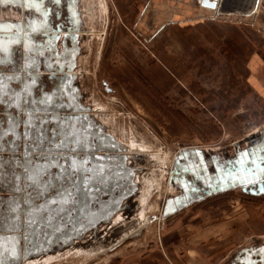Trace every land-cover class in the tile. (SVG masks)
I'll use <instances>...</instances> for the list:
<instances>
[{"label":"rangeland","instance_id":"1","mask_svg":"<svg viewBox=\"0 0 264 264\" xmlns=\"http://www.w3.org/2000/svg\"><path fill=\"white\" fill-rule=\"evenodd\" d=\"M118 1L83 2L81 79L84 102L98 110L135 159L141 187L131 208L134 220L125 224V236L107 234L105 244L118 241L102 250L77 244L23 264H186L192 248L216 264H229L239 246L264 242V196L236 189L166 216L177 199L187 197L171 169L179 161L214 177L215 162L225 164L259 147L264 100L249 86L246 64L253 52L264 53V26L246 14L214 20L190 0L179 8L195 9L196 19L156 34L169 13L157 18L151 11L141 25L138 4ZM241 1L250 15L253 0ZM232 4L240 6L237 0ZM185 153L189 157L181 158ZM120 222L123 212L114 218Z\"/></svg>","mask_w":264,"mask_h":264},{"label":"water","instance_id":"2","mask_svg":"<svg viewBox=\"0 0 264 264\" xmlns=\"http://www.w3.org/2000/svg\"><path fill=\"white\" fill-rule=\"evenodd\" d=\"M7 2L8 0H0L3 5ZM69 2V0H55V4L59 7L68 6ZM200 4L212 10L216 9L219 14L225 12L222 8L223 0H200ZM18 36L0 38V52L6 54V63L14 53L12 46L17 42L13 41H18ZM26 45L25 63L17 67L18 63L15 62L13 75L1 74L4 73V69L0 66V113L2 114L0 126L4 139H8L11 134L17 139L21 136L17 127L22 120V106L28 102L25 94L29 91L33 92L36 86H40L43 78L38 60L28 55L29 46ZM1 59L0 56V62L4 61V58L2 61ZM28 60L35 61L37 65L29 67ZM23 71L26 74H23ZM59 79L61 83L68 84L75 81L76 76L62 73ZM83 111L87 109L84 108ZM62 122L67 125H65V133L62 134L61 131L63 135L61 148L58 145L57 149L53 150L54 153H61L45 158L39 157L36 165L50 174L45 180L48 188L60 183L59 194L51 196L52 194L41 188H39L40 193L29 191L38 186L26 179L27 173L24 171L25 168H33L29 164L31 155H26L23 161L9 158L1 162L3 169L0 197V264H23L28 260L56 253L77 244L86 249L92 246L96 252L106 246L107 234L125 236L124 231L127 229L125 224L134 220L131 208L137 202L136 197L141 187L135 159L122 153L115 156L96 155L100 150L109 152L117 149L120 152L118 147L121 143L113 134L105 130L103 124L88 119L86 114H79L76 117L66 116ZM6 132L9 134H5ZM261 136V143L256 149L245 150L239 158L222 165L215 162L214 177L209 176L206 168L202 170L199 166H187L176 161L171 169V177L183 183L187 197L177 199L176 203L167 209L166 216L176 214L192 203L231 190L241 189L244 193L254 195L264 193V170H262L264 169V131ZM191 156L195 159L194 153ZM184 157H189V153L181 155V158ZM73 158L78 164L81 158H86L87 164L102 162V170L105 173L102 183H98L100 179L95 181L91 177H86L93 189L91 190L88 185L82 190L83 182L80 178L83 179L90 169L87 164L81 165L80 175L76 178L75 174L69 171ZM43 159L45 162L42 161ZM9 165L21 170L12 175ZM53 168H56L55 173L51 172ZM61 168H64L65 172L62 173ZM97 183L98 187H96ZM55 188L60 189L59 186ZM120 212H123L125 222L115 224L114 218ZM116 241L118 240L107 246Z\"/></svg>","mask_w":264,"mask_h":264},{"label":"crops","instance_id":"3","mask_svg":"<svg viewBox=\"0 0 264 264\" xmlns=\"http://www.w3.org/2000/svg\"><path fill=\"white\" fill-rule=\"evenodd\" d=\"M66 1V0H64ZM69 4L62 6L63 15H68V9L73 6L74 10L77 13V22L74 24V32H78L79 34H83L86 29L87 24V9H85V4L83 3L84 0H69ZM129 3H132V6L137 5V9L139 8L141 12L138 14L137 24L141 23V25H145L146 22L144 18H147L150 12H155L156 14L154 17L161 18L167 17L168 13L170 15V20L165 25L161 26L157 31L156 34L160 33L167 25L170 26L171 32L172 29H176L178 25L182 26V24H188V22L193 21L195 14V9H185L182 11V8H179V2L184 1L188 3L190 0H129ZM197 2L195 7L203 9L204 11H211L213 15V19H221L223 16H231V15H240V16H254L255 22L258 20L264 26V11H259V8L263 6L264 8V0H253V5L251 6L250 15L245 13L243 8H241V4L243 2L241 0H237L240 3V6L233 7L231 4L234 0H223V14H219L216 9L212 10L207 7H204L200 4V0H193ZM16 2V3H15ZM118 2H126L123 0H119ZM227 2V5H226ZM233 5V4H232ZM244 6V5H243ZM242 6V7H243ZM56 5L54 0H32V5L29 7V0H8L7 3L3 5L0 3V38L6 39V36L10 35H19L18 41L16 45H13L12 48L14 49L13 55H11L10 61L6 63V54L4 52H0V56L4 61L0 62V66L4 69L5 76L13 75L15 72L13 68H15L16 63L18 60L15 59V50L19 48L22 50L27 49L28 46H32L36 48L40 44L45 41V35L47 29H52L54 32L57 31V28L61 25L59 19L56 17L55 14ZM43 11L45 15H43ZM180 12V13H179ZM90 14V13H89ZM246 14V15H243ZM46 17V18H44ZM181 17V18H180ZM185 18V19H182ZM72 27V25H71ZM46 28V30H45ZM145 28V27H144ZM54 34V33H53ZM57 35V34H56ZM61 41L57 42V45L60 44ZM15 65H14V63ZM25 61L23 62V64ZM247 69H248V84L253 90L255 94L259 96V98L264 100V53L256 51L253 52L249 60L247 61ZM21 66V65H20ZM19 67V65H17ZM34 72V71H32ZM23 74L24 73L23 71ZM43 75L44 72L41 71ZM24 105V104H23ZM0 113V117H1ZM22 120L19 123L17 128H20L23 122L25 121L24 115L21 113ZM7 127V126H5ZM2 127L0 126V197L2 196V169L3 166L1 162L7 159H14L15 161H23L24 160V146L28 144V141H24L23 139L14 138L13 135L9 136L8 139H4L1 135ZM4 145V146H3ZM16 146V147H13ZM13 147V148H12ZM35 155V154H34ZM32 154L31 162L29 163L31 166L36 167L38 159ZM45 162V159L42 160ZM9 169H11L12 175L21 170L20 168H16L12 165H9ZM7 168V166H6ZM52 173L56 172V169L53 168L51 170ZM50 174L46 173L43 179L44 181L49 178ZM60 184V183H59ZM52 185L51 188H47V193L52 194H59L61 192V186ZM55 186H59L60 189L56 190ZM39 186H35L34 189H29L31 193H40ZM60 191V192H59ZM244 193V192H243ZM247 194V193H245ZM251 197L259 198L264 196L262 194H247ZM187 208V207H186ZM185 208V209H186ZM183 209V210H185ZM182 210V211H183ZM180 212L176 213V215L180 214ZM175 215V216H176ZM196 236V235H195ZM194 236V237H195ZM192 252V253H191ZM194 249L192 248L191 251H188L186 254L188 259L186 264H216L215 261L211 260L210 257L196 254ZM250 255V256H249ZM248 256L250 258H248ZM224 264H227L225 261ZM229 264H264V242L260 244H248V245H241L236 248L235 252L233 253V257L230 260Z\"/></svg>","mask_w":264,"mask_h":264},{"label":"flooded vegetation","instance_id":"4","mask_svg":"<svg viewBox=\"0 0 264 264\" xmlns=\"http://www.w3.org/2000/svg\"><path fill=\"white\" fill-rule=\"evenodd\" d=\"M55 5V14L61 25L57 28L56 32L52 29L46 30L45 28V41L36 48L32 46L28 48V55L38 60L39 68L44 74L40 86H36L33 92L29 91L25 94L28 102L25 103L21 109L25 121L18 129L21 135L18 139L28 141L29 144L23 147L24 151L27 149L26 153L23 155L24 159L26 155L32 156V154H35L33 157L38 159L39 157L45 158L50 155L61 153H54L53 150H56L58 145H60L61 148L62 134L66 130L65 125H67L66 123L64 125L62 121L66 116L76 117L79 114H86L88 119L103 124L105 130L110 132L107 125L100 119L98 110L84 102L85 91L81 79L83 76L81 73L83 71L81 58L84 51L83 44L85 34L74 32V24L77 22V13L71 5L67 12L68 15L65 18L62 7H59L58 4ZM43 15H45L44 11ZM74 35L76 37H74ZM58 41H61V43L57 45ZM25 54L26 50L24 51L20 48L15 50L14 55L15 59L18 60L17 65L21 64L22 66L25 61ZM34 65H37L35 61L28 60L29 67ZM62 73L75 75V81L69 82L68 84L61 83V79L59 78L62 76ZM103 84L104 88L108 92H111L112 89L109 83L104 81ZM18 86H20V84ZM49 98L51 99L49 100ZM84 108L87 109V111H83ZM29 120L30 124H26ZM72 123L73 122H71V124ZM41 132L43 133L42 136L39 135ZM115 138L121 143V146L118 147L120 152H118L117 149L109 152L100 150L96 152V155L103 156L109 154L115 156L122 153L129 156L128 145L117 137ZM127 161L130 163L129 159ZM87 167H89L90 171L86 172L83 179L80 178V181L83 182L82 190L87 188L88 185H90L89 188L91 190L93 189L92 184H89L85 179L86 177H91L95 181L100 179L98 183L101 184V180L105 176L102 170V162H89ZM78 175H80V172L75 173L76 178H78ZM98 183L96 187H98ZM39 201L43 202V200Z\"/></svg>","mask_w":264,"mask_h":264},{"label":"snow or ice","instance_id":"5","mask_svg":"<svg viewBox=\"0 0 264 264\" xmlns=\"http://www.w3.org/2000/svg\"><path fill=\"white\" fill-rule=\"evenodd\" d=\"M31 5H32V0H29V7H31ZM13 42H19V41L14 40ZM50 99L51 98H49V100ZM26 124H30V120L28 122H26ZM5 134H9V132H6ZM39 135L42 136L43 133L41 132ZM61 143H62V141H61ZM25 151H27V149H25ZM86 164H87L86 158H81L79 161V164L77 163V160L75 158H73L71 161V167H70L69 171L72 174H75V173L79 172L81 165H86ZM262 170H264V169H262ZM24 171H25V173H27L26 179L28 181H30L34 185H38L42 190L47 191L48 184L43 179L44 175H46L45 170L40 169L38 167H33L32 169L25 168ZM61 172L62 173L65 172V169L61 168ZM17 179H19V177H17ZM53 203H55V201H53Z\"/></svg>","mask_w":264,"mask_h":264},{"label":"built area","instance_id":"6","mask_svg":"<svg viewBox=\"0 0 264 264\" xmlns=\"http://www.w3.org/2000/svg\"><path fill=\"white\" fill-rule=\"evenodd\" d=\"M263 118H264V114H263ZM261 129H262L261 133H263V131H264V122H263V124L261 126Z\"/></svg>","mask_w":264,"mask_h":264},{"label":"bare ground","instance_id":"7","mask_svg":"<svg viewBox=\"0 0 264 264\" xmlns=\"http://www.w3.org/2000/svg\"><path fill=\"white\" fill-rule=\"evenodd\" d=\"M119 214H120V213H118L117 215H119ZM136 226H137V225H136ZM128 227H129V226H128ZM132 227H133V226H132ZM129 229H130V228H129ZM137 229H138V228H137ZM112 238H113V237H112ZM112 238H111V239H112ZM115 238H116V237H115ZM106 245H107V244H106Z\"/></svg>","mask_w":264,"mask_h":264}]
</instances>
